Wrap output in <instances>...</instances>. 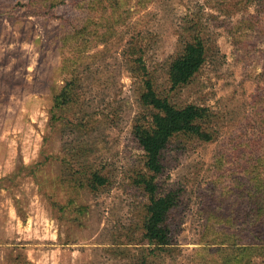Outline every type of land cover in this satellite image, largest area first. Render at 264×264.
Wrapping results in <instances>:
<instances>
[{
  "label": "rangeland",
  "instance_id": "rangeland-1",
  "mask_svg": "<svg viewBox=\"0 0 264 264\" xmlns=\"http://www.w3.org/2000/svg\"><path fill=\"white\" fill-rule=\"evenodd\" d=\"M84 17L112 23L89 25L72 69L75 52L61 39ZM194 39L205 62L172 90L168 64ZM142 65L160 96L213 112L214 139L173 138L155 178L159 193L179 194L167 251L152 252L142 236L148 199L136 180L147 171L131 136L150 112L140 102ZM73 74L76 116L54 119L63 113L53 98ZM262 116L264 0H0V264H203L205 255L219 264L236 246L255 248L237 198L264 180ZM83 119L88 132L76 126ZM63 159L107 183L73 186ZM242 256L264 264L255 249Z\"/></svg>",
  "mask_w": 264,
  "mask_h": 264
},
{
  "label": "trees",
  "instance_id": "trees-1",
  "mask_svg": "<svg viewBox=\"0 0 264 264\" xmlns=\"http://www.w3.org/2000/svg\"><path fill=\"white\" fill-rule=\"evenodd\" d=\"M76 21V20H75ZM72 22V23H75ZM90 18L84 17L76 21L82 22V25L73 24L74 28H66L62 35V44L70 46L72 55L71 68L74 69L76 63L81 60V55L86 46L87 35L92 31L90 26L99 27L102 25H111L112 21L106 18ZM90 25V26H89ZM108 26H106L107 28ZM85 45V46H84ZM206 49L202 40L194 39L188 41L182 47L180 52L173 56L168 64V81L170 89L175 90L190 83L195 74L200 70L206 59ZM65 60L71 58L65 57ZM144 89L140 94V102L143 106L150 108L149 118L141 115L132 125L131 136L143 152L144 168L147 171L139 176L136 180L137 184L141 185L142 190L147 196L148 202L144 206V220L142 224V236L150 246L151 251L169 250L170 245L174 243V234L176 232V223H174L175 209L178 206L179 194L177 191L170 190L165 193H159L158 185L155 178L163 171L164 152L171 140L177 136L186 135L189 138H197L202 141H211L215 137V133L210 127V122L213 118V112L207 106L188 103L185 105H177L171 102L167 97L157 94L153 87L151 78L148 77L145 66H141ZM70 68V69H71ZM69 69L64 66V71ZM70 75V73H69ZM75 74L65 80V84L61 87L58 94L53 98V105L55 108H60L63 114L53 115L54 119L64 118L71 121L70 117L76 115L72 110L76 100L75 94ZM255 114L258 113L257 98L255 99ZM70 116V117H69ZM264 126V116L260 117ZM79 125L84 131L88 132L92 129L90 122L78 121ZM264 135V130H261ZM255 135V136H254ZM259 135V134H258ZM257 133L253 134L254 138L258 137ZM234 140L235 147H239V143L246 140L244 134H239ZM241 152V151H239ZM261 159L264 160V153ZM261 154L256 156L253 160L254 166L258 165ZM70 173L67 182H71L73 186L86 188L90 191H96L100 186L107 183V178L100 174L96 169L86 167H73L70 162L63 159ZM264 165V164H263ZM250 191V190H249ZM241 194L237 199H244L243 208L245 209L243 216L240 212L237 213L238 219L242 218L244 225L250 222V228L247 226V238L249 243L251 237L250 233L253 231L255 243L258 246L243 245L236 246L230 253L226 254L219 264H247L248 260H244L243 256L247 251L255 249L258 253L264 254V180H259V184L252 190V194ZM78 210L83 212L84 206H78ZM241 226V225H239ZM253 244V241L251 242ZM241 256V258H238ZM198 261L203 264H214V260L208 256L198 257ZM197 264H199L197 262Z\"/></svg>",
  "mask_w": 264,
  "mask_h": 264
}]
</instances>
